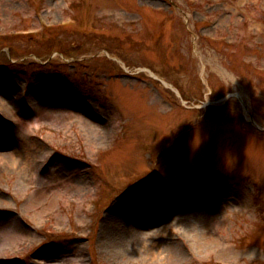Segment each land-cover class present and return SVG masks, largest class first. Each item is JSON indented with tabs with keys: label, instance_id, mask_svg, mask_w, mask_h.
Segmentation results:
<instances>
[{
	"label": "rangeland",
	"instance_id": "obj_1",
	"mask_svg": "<svg viewBox=\"0 0 264 264\" xmlns=\"http://www.w3.org/2000/svg\"><path fill=\"white\" fill-rule=\"evenodd\" d=\"M0 264H264V0H0Z\"/></svg>",
	"mask_w": 264,
	"mask_h": 264
},
{
	"label": "bare ground",
	"instance_id": "obj_2",
	"mask_svg": "<svg viewBox=\"0 0 264 264\" xmlns=\"http://www.w3.org/2000/svg\"><path fill=\"white\" fill-rule=\"evenodd\" d=\"M116 209H119V207L116 208ZM141 209H143V208H141ZM111 217H114V219H119L120 218V216L117 215L116 210H114V212L112 213V216Z\"/></svg>",
	"mask_w": 264,
	"mask_h": 264
}]
</instances>
